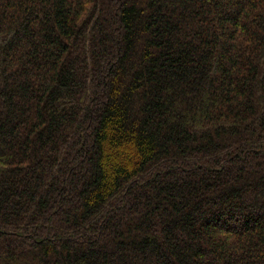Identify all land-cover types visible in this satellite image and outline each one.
Listing matches in <instances>:
<instances>
[{
  "label": "trees",
  "instance_id": "1",
  "mask_svg": "<svg viewBox=\"0 0 264 264\" xmlns=\"http://www.w3.org/2000/svg\"><path fill=\"white\" fill-rule=\"evenodd\" d=\"M0 264H264V0H0Z\"/></svg>",
  "mask_w": 264,
  "mask_h": 264
}]
</instances>
